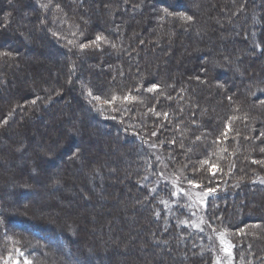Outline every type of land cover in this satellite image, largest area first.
Returning a JSON list of instances; mask_svg holds the SVG:
<instances>
[{
  "label": "trees",
  "instance_id": "16d2710c",
  "mask_svg": "<svg viewBox=\"0 0 264 264\" xmlns=\"http://www.w3.org/2000/svg\"><path fill=\"white\" fill-rule=\"evenodd\" d=\"M11 1L15 10L9 7ZM259 2L228 0L220 10L215 0H0V92L5 89L16 96L0 109V144L6 132L11 139L21 137L24 143L19 152L25 159L37 158V151H42L38 144L50 136L45 127L51 112L80 122L77 129L72 128L74 124L67 125L68 135L61 133L46 148L50 156L41 158L47 164L42 172L26 166L25 173L9 176L7 182L21 189L23 198L12 197L10 202L0 195L1 220L34 264H161V259L139 251L136 263L109 260L104 242L89 245L84 227L79 230L65 220L50 221L30 213L33 206L27 200L46 182L52 184L44 187L45 191L65 186L67 191L79 189L76 195L83 197L88 183L95 186L99 180L106 195L112 197L102 175L104 154L88 157L86 149L78 146L79 138L89 136L109 140L111 150L117 145L110 153L114 159L130 160L127 168L131 172L124 179L133 190L130 205L139 207L142 218L150 219L142 226L143 236L136 237L139 244L159 248L154 252L157 255L177 257L172 264L214 262L206 235L182 221L175 193L162 188L158 175L161 161L156 162L158 168L153 164L156 154L169 170L183 169L189 181L198 175L193 182L201 191L209 190L204 191L209 196L202 220L209 222L214 232L227 236L236 263L264 264V63L258 61L264 56V6L252 42L246 35L241 38L247 31H241L238 22L241 13ZM95 7L102 13L96 15ZM18 18L24 26H18ZM228 26L230 29H223ZM217 28L226 31L225 44L219 41L223 37L219 38ZM25 29L36 33L28 38ZM97 36L102 39L96 41ZM20 37L27 42L33 59L60 65L63 83L55 80L53 85L50 78L48 83L43 77L35 81L26 77L22 86L19 81L10 87L11 76L31 74L35 68L17 45ZM36 38L54 46L60 56L49 57L40 46L29 44ZM241 52L240 59L249 62L238 65L235 61ZM104 103L114 104L116 112H108ZM135 108L141 113H136L142 117L138 122L141 128L128 124L131 116L127 115ZM31 123L44 125L38 142L26 130ZM48 126L52 133L57 129L55 124ZM23 147L28 151H22ZM78 154L79 166L85 162L89 166L76 168ZM50 164L55 166L56 176L48 171ZM30 169L38 187L30 180ZM79 172L83 176L80 182L73 179ZM110 176L119 174L114 171ZM62 200L59 197L54 202ZM102 218L99 230L107 233L113 217L107 214ZM113 232L110 253L120 251L117 241H127L130 235L124 227Z\"/></svg>",
  "mask_w": 264,
  "mask_h": 264
},
{
  "label": "rangeland",
  "instance_id": "374dc122",
  "mask_svg": "<svg viewBox=\"0 0 264 264\" xmlns=\"http://www.w3.org/2000/svg\"><path fill=\"white\" fill-rule=\"evenodd\" d=\"M200 1L208 2L209 0H200ZM215 1L216 3H218V8L219 7L223 8L224 6H226V3H228V0H215ZM259 3H260L259 6L255 5L254 7L247 10L248 12L246 14H242L241 12L243 9L242 10L241 8L239 9L241 13L238 18V22L240 25L239 28L241 29V31H244V28L247 31L246 33L244 31V34L242 35L241 38L244 39V36L246 35L247 36L246 40L247 39L249 40L251 37L252 40L249 42H252L255 39L254 33L259 29L258 25L260 21L258 19H259V14L261 10L260 8L262 5L264 6V0H260ZM9 7L10 9L13 8V10H15V7L17 8V6H15L12 1ZM193 8H194L193 10H196L195 7ZM94 9H95L94 12L96 13V15L102 13L101 8L95 7ZM219 9L222 10L221 8ZM18 19L21 21L20 18ZM19 20H18V26L22 23V21L20 22ZM68 24H71V21L68 20ZM20 26H24V25L22 24ZM216 26L218 27V25ZM226 28L230 29L229 26L223 29H226ZM26 29L25 31L24 30L23 31L25 35L29 34L27 35L28 38L34 35L35 31L30 32V30L26 31ZM218 32L219 33L217 35L219 36V38L223 37L219 39V41L222 42L223 41L222 39H225V37H227V33L226 31L223 32L222 29L221 31L218 30ZM81 35L82 34H80V36ZM18 39L20 42H17V45L22 51V55L25 56L26 59H28L27 60L28 64L34 66L35 68H34V72H32L31 74L29 72H26L25 74H18V75L11 76L12 79L10 78L11 80L10 82L12 83L9 84L10 87L14 85V83L18 85L19 81L21 84V81L23 82V80L26 79V77L29 81H35L38 78H42V77L46 79L47 81V79L50 78L49 81L53 83V85H54L55 80H57L55 82L63 83L61 82L62 78H60V74H59L60 65L58 64L56 65V63L53 65L52 63H50V61H48V59L47 61L43 59L44 61L43 62L39 58L40 62L36 61L35 59H33V56L30 53H28L26 49L28 48L26 46L28 45L27 42H24L21 37ZM41 40L36 38L34 41H30V39L28 41H30L29 44L36 45L37 48H40V47L43 48L42 50L46 54H48L49 57L52 56V57L57 58L58 56H60L58 50L55 49L54 46H52L49 43L47 44V42L41 41ZM198 41L199 40H197V42ZM223 44H225V40L223 41ZM191 47L193 50L194 47L193 46ZM217 51L215 50V53H217ZM239 54L240 55L236 57L237 60L235 62H237L238 65H241L242 63L246 64L248 61L247 59L245 60L240 59V57L243 56V52ZM180 60H181V56L179 55L177 58V61L180 62ZM258 61H263L262 63H264V56H262L261 60L258 59ZM48 63H49V66H48ZM49 81L47 82L49 83ZM82 85L85 86L86 83H83ZM4 91L5 89H3V92H0V109L1 107L5 106V104L14 101L16 98L13 92L11 91L4 92ZM72 104H69L68 106H71ZM104 105H107L108 112H111V113L116 112L115 108H113L115 106L114 104L104 103ZM45 111H46L45 109H40V112L42 113ZM131 113H133V117L135 115L137 116L136 120L131 118L132 117ZM136 113L141 114L137 108L132 109V111L128 113L127 117L131 116L128 124L133 125V123H135L136 126L134 127L141 128L142 127L141 123H138V122H140L139 120L140 118L142 119V117L141 115L136 114ZM122 116L123 115H121L119 119L122 118ZM52 118L53 120H51ZM61 118H62V115H59V113L51 112L49 114V117L46 119L47 122L49 121L48 124H55L57 129H55L52 133V131L50 130V127L47 124V127H45V130H46V133L48 132L51 137L49 136L47 141L45 142L41 141V143L38 144L40 145V148L42 146V151L40 152L37 151L36 154L34 153L35 157L37 158L27 157L25 159L23 157V153L19 152L18 150L19 147L23 146L24 139H20L21 137L19 138L15 137V138H12L13 139L12 140L10 137V134L6 132L4 136L6 138L4 139L5 140L4 143L0 144V195L4 196L5 198H10V200L8 201L12 202L11 199L13 198L19 199L23 196L21 194V192H23L21 189L17 190L16 188L14 189L13 187L9 185L10 182H7V179L9 178V176H11L14 172H19V171H21L22 173H25L24 167L26 166H30L32 169L35 168L36 170H40L42 172L43 168L47 164H46V161L41 158L44 156V154L46 155L49 154L50 156V153L46 152V148L53 143V140H56L57 138H59V135H61V133L62 134L65 133L64 135H68V130H66L67 125L74 124V126L72 127L73 129H77V127H80V122L78 119L76 120L77 121L76 123L75 122L73 123L72 122L73 120L71 121L70 119L66 120L65 118H62V119ZM12 124H15V123H12ZM18 125L20 127H25L24 124L20 122ZM42 126L44 125H38V124H32V123L26 126V130L28 134H30V136L33 139H36V142H38L37 137L43 134V132H45ZM13 129H15V127H13ZM134 133L138 135L140 134L137 130L136 131L134 130ZM154 140H155V137H154ZM77 143L81 149H84V150L86 149V156L88 157L90 155L93 156L96 153L104 154V159H103L104 164H102V171H103L102 175H103V178H105L106 182L110 185L108 186L110 187V190H112L113 192L112 197L110 198L108 195H106V192H104L103 190L104 188L102 184L99 182V180L96 182L95 186H92L90 183H88L89 190L85 189L84 191H82L83 197L81 195H76V194H79L78 193L79 189L67 191L68 187L65 188V186L64 188L60 187L59 190L57 188L56 191L54 192H48L47 190L45 191L43 190V188L49 187L50 184H52V183L46 182L45 185H43V188L40 190V192H38L39 188H36L37 192H35V194L30 195L29 199L27 200L28 203L31 202L33 206L30 209L31 210L30 213H32L36 217H40L42 219H48L50 221L65 220V222H67V225H72L74 227H77V229L79 230L84 227L86 229V237H87L86 240L89 242V245H92L93 243H96L98 241L99 242L103 241L104 244L106 245L104 246L103 249L104 251L106 250L108 252V257H110L108 258L109 260L115 259L116 261L120 263H125L127 260L131 259L130 261H132L133 263H136L137 259L139 260L138 254L140 252L144 255L148 254L150 258L154 257V260L158 258L161 259V264H172V262L178 261L179 259L177 257L174 259L173 257L169 258L166 255L163 256L161 253L159 255L155 254L154 252L159 251V248L148 249L147 246H145L143 243H140L141 245L139 244L140 238H136L137 236L138 237L143 236L144 231L142 229V226L148 224V222H150L149 221L150 219L148 220L147 218H142L141 216L142 211H140L139 207H132L130 205L131 200L133 201V199L130 198V194L133 190L130 186H128V184L125 183L126 180H124L127 176L130 175L129 172H131V170L127 168V164L130 162V160L125 159V158L114 159V157L110 156L111 151L117 148L116 144L118 143V140H116L115 142L116 146H113L114 148L113 150H111L110 148L112 143L110 142L111 144H109V140L102 138V136H100V138H95L92 136H89L88 138H79ZM154 143H157V141H155ZM24 147L21 148L23 149L22 151H28L27 147H26V150H24L25 149ZM17 150H18L19 155H15V153H17ZM49 156H46V158H50ZM94 156H97V155H94ZM76 157H77L76 163L78 165L76 166V168L79 167V168L84 169L87 166H89L88 165L89 163L87 162L82 163V165L79 166L78 164V160H79L78 158L80 157L79 154ZM161 158H162L161 156L157 157V155L155 154L154 155L155 162H153V164L155 165L154 167L158 168L157 167L158 165L156 162L161 161L160 162L161 166L159 167V170L161 171L162 174L160 173L158 175L162 182V188L166 190L171 189V191L175 193L176 195L175 199L178 201V206H180V208L182 209V210L180 209V212L183 211L182 212L183 215L181 216L182 221L185 223H189L188 225L189 226L191 225L193 229L199 232H202L201 233L202 236L205 237L206 235V238L208 242L211 244V248H212L213 261H214L213 264H237L235 261L234 253H233V245L230 242V240L227 239V236L224 233L219 234L217 232H214L213 231L214 228L209 224V222L205 223V221L202 220L203 211L205 212V209H206L204 208L205 207L204 204H205L206 198L209 196V193L204 192V191H209V190L207 189L203 191V189H205L203 188L201 191V189L199 188L200 185L197 184L196 182H193L199 179L198 175L194 173V170L191 169L190 171L195 174L194 175L195 179L193 178L194 179L193 181H189L190 179L187 178V176L185 175L186 172H183V169L177 168V170H169L164 160L162 161ZM51 159H55V157L53 156V158L51 157ZM134 160L135 162H137L136 158H134ZM55 161H58V160L56 159ZM54 167L55 166L53 164H50L48 171L50 173H52L53 171L54 176H56L57 172L55 174L56 168ZM61 167L62 165L60 166L59 169H61ZM213 169H214L213 167L210 168L211 171ZM114 171H117L119 176H110L114 173ZM214 173H215V170H214ZM45 174H47V172ZM29 175H30V180L34 181L35 187H38L39 185L37 186L36 184V178H35L36 176L34 175L32 170ZM80 177H83V176H82V173L79 172V174H77V176H74L73 179L74 180L77 179L78 182H80L81 180ZM80 185H82L83 187L84 185H86V183L85 184L83 183ZM29 192L33 193L34 191L33 189L31 190L29 187ZM66 193L69 194V197L66 195ZM59 197L63 198L62 202L55 203L54 201L58 200ZM102 199H104V201H102ZM119 211H122V215L120 213L121 215L120 218L116 220L115 217L118 216ZM107 214H110L111 217H113V219H111V224H112L111 229L107 231L106 233L104 231L101 232L99 230L100 224H98V221L100 220V218L104 219L102 217H105ZM138 222L141 224L140 227H138L137 225ZM120 227H124L125 230H128V232L130 233L132 237L129 235V238L127 241L118 240L117 242L119 243L121 247L120 251L115 252V253L113 252L110 253L109 251V248H110L109 244L111 243L110 233L112 232L114 235L113 230H117ZM137 244L138 246L136 247ZM90 251L91 250L89 249L87 250L89 254H92ZM134 252L137 253L135 257L133 254ZM70 263L71 262L69 261L68 264ZM0 264H34L31 261V258L20 248L14 236L4 225V223L1 220V215H0Z\"/></svg>",
  "mask_w": 264,
  "mask_h": 264
},
{
  "label": "snow or ice",
  "instance_id": "6c2138e0",
  "mask_svg": "<svg viewBox=\"0 0 264 264\" xmlns=\"http://www.w3.org/2000/svg\"><path fill=\"white\" fill-rule=\"evenodd\" d=\"M185 19H188V20H191L192 18L191 17H184ZM102 39V37H100V36H97L96 37V41H100ZM93 43H95V41L93 42ZM81 47L83 48V47H86V45H81ZM149 91H152V89H149ZM155 134V133H154ZM261 151H264V149H261ZM210 191H214V190H210Z\"/></svg>",
  "mask_w": 264,
  "mask_h": 264
}]
</instances>
